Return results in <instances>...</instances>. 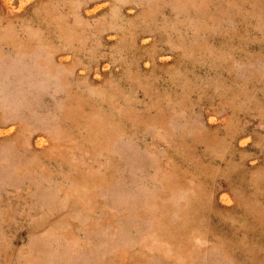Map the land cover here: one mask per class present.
Returning <instances> with one entry per match:
<instances>
[{"label": "rangeland", "instance_id": "374dc122", "mask_svg": "<svg viewBox=\"0 0 264 264\" xmlns=\"http://www.w3.org/2000/svg\"><path fill=\"white\" fill-rule=\"evenodd\" d=\"M0 264H264V0H0Z\"/></svg>", "mask_w": 264, "mask_h": 264}]
</instances>
